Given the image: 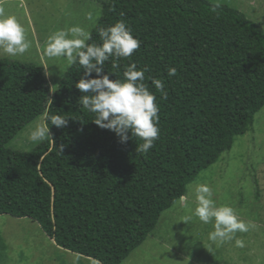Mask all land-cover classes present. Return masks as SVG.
I'll list each match as a JSON object with an SVG mask.
<instances>
[{
    "label": "trees",
    "instance_id": "trees-1",
    "mask_svg": "<svg viewBox=\"0 0 264 264\" xmlns=\"http://www.w3.org/2000/svg\"><path fill=\"white\" fill-rule=\"evenodd\" d=\"M98 30L124 21L140 47L105 63L110 79L131 64L159 106V138L121 142L79 103L69 65L51 92L42 66L0 57V215L29 217L55 244L100 264H120L156 227L187 185L249 131L264 106V30L210 0H95ZM175 67L177 74L168 76ZM114 72V73H111ZM93 76L96 74L93 73ZM163 81L166 98L154 84ZM43 115L50 136L32 149L7 146ZM54 115L69 117L63 128Z\"/></svg>",
    "mask_w": 264,
    "mask_h": 264
},
{
    "label": "rangeland",
    "instance_id": "rangeland-1",
    "mask_svg": "<svg viewBox=\"0 0 264 264\" xmlns=\"http://www.w3.org/2000/svg\"><path fill=\"white\" fill-rule=\"evenodd\" d=\"M236 8L264 30V0H210ZM91 13L93 20L87 19ZM0 14L14 16L24 27L31 48L15 57L44 69L52 92L66 72L65 58H49L44 49L55 31L80 26L90 31L101 15L95 0H0ZM37 125H45L40 115L20 130L7 144L28 151L39 141L28 139ZM207 184L213 189L217 206L229 205L246 223L255 225L238 232L231 241L218 244L209 240L211 223L194 216L195 188ZM191 216L188 222L183 221ZM242 240L243 247L236 245ZM0 264H100L55 244L29 217L0 215ZM120 264H264V106L255 115L253 127L237 136L233 147L218 161L202 170L186 187L185 196L165 209L153 231Z\"/></svg>",
    "mask_w": 264,
    "mask_h": 264
},
{
    "label": "clouds",
    "instance_id": "clouds-1",
    "mask_svg": "<svg viewBox=\"0 0 264 264\" xmlns=\"http://www.w3.org/2000/svg\"><path fill=\"white\" fill-rule=\"evenodd\" d=\"M87 19L93 20L91 13ZM100 43H88L92 40L90 31L80 26L55 31L47 39L44 52L49 58H65L69 65L80 66L83 76L75 86L82 93L79 103L90 113L95 114L94 123L101 128L113 131L121 142L130 138L143 141L137 145V151L147 153L159 138V106L155 94L151 93L143 83L146 69L137 70L133 63L123 73V79H110L104 73L107 61L112 60L116 69L119 58L131 57L140 47L131 29L124 21H117L107 28L98 30ZM31 48L26 38L24 27L14 16L0 14V52L9 56L23 55ZM96 75L93 76L92 74ZM114 73V72H111ZM177 74L175 67L168 69V76ZM152 83L166 98L163 81L153 78ZM52 125L63 128L68 125L69 117L54 115L48 118ZM50 136L49 126L37 125L28 139L32 142L43 141ZM197 206L194 216L202 223L213 225L209 240L222 244L234 239L238 232H247L255 227L251 222L242 220L229 205L217 206L213 199V189L207 184L195 188ZM183 197V196H182ZM191 216L183 221H190ZM236 245L243 247L242 240L237 239ZM95 261V260H94Z\"/></svg>",
    "mask_w": 264,
    "mask_h": 264
}]
</instances>
